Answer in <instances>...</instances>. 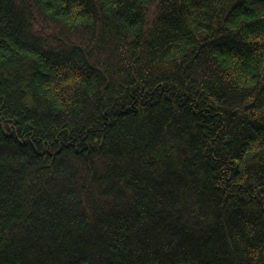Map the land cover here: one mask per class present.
<instances>
[{
	"label": "trees",
	"instance_id": "obj_1",
	"mask_svg": "<svg viewBox=\"0 0 264 264\" xmlns=\"http://www.w3.org/2000/svg\"><path fill=\"white\" fill-rule=\"evenodd\" d=\"M0 264H264V0H0Z\"/></svg>",
	"mask_w": 264,
	"mask_h": 264
}]
</instances>
